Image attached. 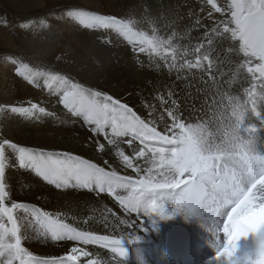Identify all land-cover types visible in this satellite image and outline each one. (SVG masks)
<instances>
[{
    "label": "bare ground",
    "instance_id": "1",
    "mask_svg": "<svg viewBox=\"0 0 264 264\" xmlns=\"http://www.w3.org/2000/svg\"><path fill=\"white\" fill-rule=\"evenodd\" d=\"M5 1L16 13L45 10V0ZM232 9L233 0H121L123 22L141 37L132 46L127 44L129 35L119 36L121 49L104 51L80 43L84 30L77 23L68 22L54 32L52 26L33 20L32 25L25 22L28 27L23 32H14L13 18L0 11V38L16 51L19 61L24 56L23 43L48 46L50 50L44 51H58L69 63L71 77L92 87L74 105L69 87L61 81L53 96V87L43 80L19 85L24 93L18 99L12 91L14 83L1 82L0 177L10 206L0 208V218L11 229L5 244L16 242L17 248L9 243L12 246L1 252L0 264L18 257L21 264H155L149 257L140 262L121 258L101 245L114 239L143 240L151 234L146 219L167 224L181 214L175 202L164 201L168 211L151 219L147 207L139 204L140 192L126 185L127 179L141 178L140 187L146 189L178 185L190 177L171 162L181 157L194 172L218 167L225 175L237 174L243 186L252 180L248 171L256 167L254 158H264V92L247 72L254 60L235 39ZM46 28L52 32L43 33ZM70 31L74 35L68 38ZM40 98L61 107L53 129L46 125ZM83 103L91 106L85 117L80 116ZM115 105L133 110L169 135L163 145L184 143L185 147L177 154L168 149L145 150L143 144L128 138L130 130L118 131L114 119L105 118L107 108ZM24 108L31 111L24 113ZM107 122L109 126H102ZM9 141L23 146L72 144L74 155L69 158L77 161L76 166L71 169L70 162H62L60 151L45 147L34 148L30 156L31 150L18 148L20 159L16 160ZM103 184L119 187L108 195ZM212 191L216 201L230 198L216 186ZM118 198L124 199L123 205ZM243 216L253 224L264 222V182ZM51 219L55 224L48 230ZM224 237L222 231L212 229L214 241ZM28 255L37 261H29ZM214 264L224 262L217 259Z\"/></svg>",
    "mask_w": 264,
    "mask_h": 264
},
{
    "label": "rangeland",
    "instance_id": "2",
    "mask_svg": "<svg viewBox=\"0 0 264 264\" xmlns=\"http://www.w3.org/2000/svg\"><path fill=\"white\" fill-rule=\"evenodd\" d=\"M120 1L121 0H45L44 12H42L43 9H40V11L38 12L35 11L27 14H21V13H16V10L12 9L10 3H8L7 1L0 0V11L4 12L8 17L13 18L12 20L15 22L13 23L14 32L16 31L23 32L25 27H28L26 23L32 25L33 22L39 20L43 21L45 27H48L49 25L52 26L54 32H56L57 29H63L64 25L67 24L68 22H72L79 24L78 27L82 31L84 30L82 32V37H80L79 40L80 43L82 41L85 42V47H95V48L100 47L102 48V51L106 50L107 48L120 50L122 47V43L119 39V36H121L122 38H127L129 35L130 40L127 42V44H130L132 46L134 45V42H136L137 39L135 37L136 34H134L132 29L128 27V24H126V22L125 23L123 22V18L124 16H126V14L125 12L123 14H121L120 12ZM14 14L16 17H12L14 16ZM99 16H101L102 18H100ZM11 23L12 22H10V24ZM121 23L126 24L125 30H122L123 26L121 25ZM129 23H132L131 19H129ZM95 25L97 28L94 27ZM46 29L47 31H43V33L48 34L52 32L51 29L50 31H48L49 30L48 28ZM37 32H39V30H37ZM107 33L110 34L112 37L104 36ZM72 35H74V32L70 31L67 33L66 36H68L69 38ZM28 39H30V37L23 40L26 41ZM21 47H23L24 56L19 61L17 59L18 56L16 51L8 47L6 42L0 38V88L2 86L1 83L2 81H9L11 83H14L12 91L15 97L18 99L24 93L22 90L18 89L19 85H25L32 82L36 84L43 80L45 84L51 85L53 87L52 91L50 92L53 96V93H56L55 89L56 87H58L57 84H59L57 83V81L58 82L61 81V83L64 86L69 87L68 96L71 94L70 97L76 100L74 105L78 103L81 99H83L85 92L89 89L90 86H86L82 82H80L77 78L70 76L71 73L70 65L69 63H66L64 61L62 54L60 52L44 51V50H50L49 47L48 46L40 47L32 42H28V43L25 42L22 44ZM56 47L57 46H55V48ZM50 52L53 54L50 55L49 54ZM112 59L118 63L127 62L126 58H112ZM7 62L9 63L8 67L6 64ZM43 63L53 65L54 66L53 70H48L45 66H42ZM57 65H59V67H56ZM65 65L70 70L66 68ZM124 68H126V64ZM128 70H131L134 73L136 72L135 68H128ZM58 76L60 78H57ZM91 90L92 89H90V91ZM76 94L80 96L78 99H76ZM109 106L111 107V105ZM40 108L41 110L44 111L46 115L47 127L53 129L55 123V117L59 113L58 111H60L61 107L57 103L55 106L51 102L45 101L44 99L40 98ZM51 109H53V111L57 113L53 114ZM24 110H25L24 113L31 111L30 108L28 110L24 108ZM124 110L130 111L131 113L133 112V110L130 109H124ZM121 116L126 118L123 115ZM2 136L3 134L0 131V137ZM8 144L10 145L8 146V148H11L10 154L13 157H15L13 155V153H15L16 160L20 159V157L16 153L18 148L22 149L23 151L31 150L28 152V156L33 155L35 153L33 151L34 148L45 147L54 152L60 151L63 156L62 162H68L69 156L74 155L73 145L72 144L69 145V143H64L62 145H59L55 142H52L47 145H35L34 143L30 142L29 145L23 146L22 144H16L13 143L12 141H9ZM65 145H69V147ZM63 146L65 147L64 150H63ZM14 148H16V150ZM21 155L25 159V153L22 152ZM71 162L74 161L71 160ZM53 175H54V171L51 173L50 177H53ZM0 179H1L0 194H2V202H0V208L4 209L10 206V201L8 200V198H5L3 196V194L6 192L5 185L3 183V175L2 177H0ZM47 221H48V230H51L55 222L52 219ZM10 231L11 229H9L6 223L1 222V218H0V250L3 249L2 253L5 252L7 248H10L12 245L13 248L15 247L17 248L16 242L14 243L9 242L12 245L9 243L5 244V241L8 239V234ZM2 253L0 252V256ZM20 259L21 258H18V261H16L11 258L6 262V264H19ZM28 259L29 261L34 260V258H30V256Z\"/></svg>",
    "mask_w": 264,
    "mask_h": 264
}]
</instances>
